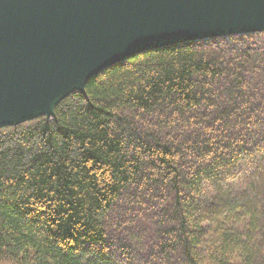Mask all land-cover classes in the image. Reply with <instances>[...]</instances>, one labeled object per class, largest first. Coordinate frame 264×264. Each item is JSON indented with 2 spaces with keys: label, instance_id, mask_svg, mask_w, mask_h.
<instances>
[{
  "label": "trees",
  "instance_id": "1",
  "mask_svg": "<svg viewBox=\"0 0 264 264\" xmlns=\"http://www.w3.org/2000/svg\"><path fill=\"white\" fill-rule=\"evenodd\" d=\"M205 41L0 129V264H264V33Z\"/></svg>",
  "mask_w": 264,
  "mask_h": 264
},
{
  "label": "water",
  "instance_id": "2",
  "mask_svg": "<svg viewBox=\"0 0 264 264\" xmlns=\"http://www.w3.org/2000/svg\"><path fill=\"white\" fill-rule=\"evenodd\" d=\"M264 33V0H0V129L120 62L186 40Z\"/></svg>",
  "mask_w": 264,
  "mask_h": 264
},
{
  "label": "rangeland",
  "instance_id": "3",
  "mask_svg": "<svg viewBox=\"0 0 264 264\" xmlns=\"http://www.w3.org/2000/svg\"><path fill=\"white\" fill-rule=\"evenodd\" d=\"M262 34V33H261ZM255 35V34H253ZM247 36H252V35H240V36H234V37H228V38H220V39H215L216 41L214 42V44H219V41H221V44H230L232 42L234 43H244L246 41ZM204 47H210L211 44L210 41H204ZM201 47V48H204ZM132 228H135L134 226Z\"/></svg>",
  "mask_w": 264,
  "mask_h": 264
}]
</instances>
